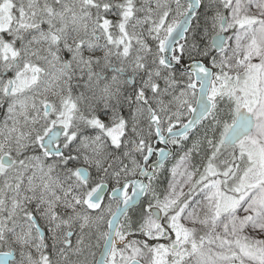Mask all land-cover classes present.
Masks as SVG:
<instances>
[{
    "label": "snow or ice",
    "instance_id": "obj_1",
    "mask_svg": "<svg viewBox=\"0 0 264 264\" xmlns=\"http://www.w3.org/2000/svg\"><path fill=\"white\" fill-rule=\"evenodd\" d=\"M0 264H264V0H0Z\"/></svg>",
    "mask_w": 264,
    "mask_h": 264
},
{
    "label": "flooded vegetation",
    "instance_id": "obj_2",
    "mask_svg": "<svg viewBox=\"0 0 264 264\" xmlns=\"http://www.w3.org/2000/svg\"><path fill=\"white\" fill-rule=\"evenodd\" d=\"M160 146H162V145H160Z\"/></svg>",
    "mask_w": 264,
    "mask_h": 264
},
{
    "label": "water",
    "instance_id": "obj_3",
    "mask_svg": "<svg viewBox=\"0 0 264 264\" xmlns=\"http://www.w3.org/2000/svg\"><path fill=\"white\" fill-rule=\"evenodd\" d=\"M162 147V146H161Z\"/></svg>",
    "mask_w": 264,
    "mask_h": 264
}]
</instances>
